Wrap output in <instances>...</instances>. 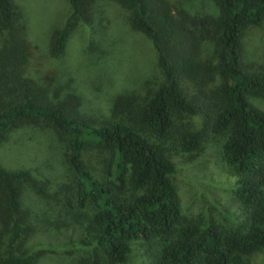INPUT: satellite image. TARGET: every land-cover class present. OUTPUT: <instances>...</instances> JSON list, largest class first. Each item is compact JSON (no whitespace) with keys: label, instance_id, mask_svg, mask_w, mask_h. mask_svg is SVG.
<instances>
[{"label":"trees","instance_id":"16d2710c","mask_svg":"<svg viewBox=\"0 0 264 264\" xmlns=\"http://www.w3.org/2000/svg\"><path fill=\"white\" fill-rule=\"evenodd\" d=\"M102 1L67 0L63 25L39 50L19 6L0 0V141L24 125L59 137L62 182L52 194L37 188L65 213L54 223L78 224L80 255L69 264H251L264 252V69L244 62L241 37L264 22V0H207L213 9L201 13L173 12L170 0H106L149 40L160 79L93 115L65 83L68 69L48 59L64 55L69 31ZM207 139L219 140L234 177L233 224L180 211L173 154L193 155ZM29 181V169L0 164V264H35L41 252L19 248Z\"/></svg>","mask_w":264,"mask_h":264},{"label":"rangeland","instance_id":"374dc122","mask_svg":"<svg viewBox=\"0 0 264 264\" xmlns=\"http://www.w3.org/2000/svg\"><path fill=\"white\" fill-rule=\"evenodd\" d=\"M13 1L24 14L28 38L39 50L47 47L50 35L63 25L70 11L67 0ZM170 5L173 12L181 6L192 13L213 9L207 0H170ZM126 17L124 8L102 1L89 24L77 22L69 31L64 55L59 60L48 59L50 64L68 69L65 83L75 88L83 109L93 115L107 113L116 95L127 91L142 95L145 82L160 79L151 43L130 28ZM241 44L244 62L264 69V22L246 27ZM58 138L52 128L40 124L12 129L0 141V164L12 170L29 169L34 180L22 184L27 219L19 248L41 251L35 264H69L80 255L78 224L68 217L54 223L65 213L58 202L39 193L41 188L52 194L62 182L63 149ZM172 159L175 170L171 179L182 215L204 223L233 224L239 216L231 199L234 177L220 157L219 140L207 139L193 155L177 153ZM250 259L251 264H264V252Z\"/></svg>","mask_w":264,"mask_h":264}]
</instances>
